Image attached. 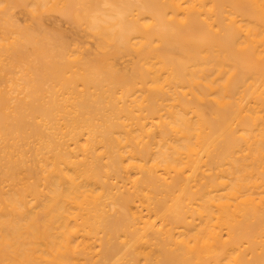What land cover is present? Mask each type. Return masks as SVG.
<instances>
[{
    "label": "bare ground",
    "instance_id": "obj_1",
    "mask_svg": "<svg viewBox=\"0 0 264 264\" xmlns=\"http://www.w3.org/2000/svg\"><path fill=\"white\" fill-rule=\"evenodd\" d=\"M0 264H264V0H0Z\"/></svg>",
    "mask_w": 264,
    "mask_h": 264
}]
</instances>
